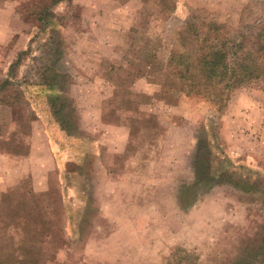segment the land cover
Returning <instances> with one entry per match:
<instances>
[{
  "label": "rangeland",
  "instance_id": "1",
  "mask_svg": "<svg viewBox=\"0 0 264 264\" xmlns=\"http://www.w3.org/2000/svg\"><path fill=\"white\" fill-rule=\"evenodd\" d=\"M53 1L0 0V264H264V74L166 75L264 0Z\"/></svg>",
  "mask_w": 264,
  "mask_h": 264
},
{
  "label": "trees",
  "instance_id": "2",
  "mask_svg": "<svg viewBox=\"0 0 264 264\" xmlns=\"http://www.w3.org/2000/svg\"><path fill=\"white\" fill-rule=\"evenodd\" d=\"M58 1L55 0L53 3L56 4ZM35 8L33 13L37 15V20L46 21L50 8H43L39 4ZM209 28H211V32H221V27H216L215 24ZM182 32L183 40L191 41L187 34L188 31ZM196 35L198 36V34ZM217 36V38L208 36L206 39L208 42H202L201 55H197L195 58L184 53L172 54L169 57V62L173 71L166 75L171 78L177 76L179 81L188 82L189 93L195 91L197 94H208V90L217 88L219 83L225 84L227 88H234L264 74V35L257 33L249 41L245 39L238 41L233 38L222 39L220 35ZM206 45L207 48L204 49L203 47ZM20 61L21 58H17L11 64L10 78L5 80L6 83L11 82V78L16 76L14 70ZM177 77L176 79H178ZM178 90L183 92L181 88ZM212 95L215 98L219 97L216 93H212Z\"/></svg>",
  "mask_w": 264,
  "mask_h": 264
}]
</instances>
